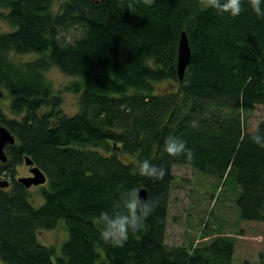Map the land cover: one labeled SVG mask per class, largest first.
I'll return each mask as SVG.
<instances>
[{"label": "trees", "instance_id": "16d2710c", "mask_svg": "<svg viewBox=\"0 0 264 264\" xmlns=\"http://www.w3.org/2000/svg\"><path fill=\"white\" fill-rule=\"evenodd\" d=\"M242 8L233 18L198 0H0L9 27L0 31V90L13 115L0 110V124L14 137L0 163L9 176L0 187L3 264H264V250L233 262L234 236L219 229L194 244L164 242L173 164L229 184L238 220L264 222V148L250 139L264 134V120L246 123L264 107V19L247 0ZM181 31L190 60L178 80ZM49 67L75 78L65 88L77 94L75 113L58 108ZM161 81L170 88L158 91ZM169 135L186 142L191 161L164 153ZM24 155L46 177L36 206L13 178ZM144 159L166 169L162 180L138 174ZM132 188L154 211L124 247L106 245L94 220ZM58 223L67 237L52 259L37 231Z\"/></svg>", "mask_w": 264, "mask_h": 264}, {"label": "rangeland", "instance_id": "374dc122", "mask_svg": "<svg viewBox=\"0 0 264 264\" xmlns=\"http://www.w3.org/2000/svg\"><path fill=\"white\" fill-rule=\"evenodd\" d=\"M8 29V25L0 19V31ZM32 56L34 57V54H21L16 55V58L25 60ZM44 77L51 85L53 93L59 98L60 111L66 115L75 113L78 108L77 94L65 89L75 78L61 73L56 67H49L44 72ZM156 87L158 91L170 88L166 81L158 82ZM7 103L6 92L1 89L0 110L6 117H12ZM260 120H264V107L256 105L246 116L247 129L252 130ZM171 172L173 178L164 236L166 244L186 245L188 241L194 244L198 240L205 239V237L200 238L203 231L219 229L234 236L233 262L244 259L254 260L257 253L264 250V222L238 220L237 211L232 201L227 198L229 196L227 194L231 192L229 184L228 188L224 189L225 187L215 178L200 174L186 164H173ZM28 173V166L22 160L13 166L14 179L26 176ZM0 179L9 180L8 173H0ZM42 185L28 188L29 200L35 206L41 202L38 189ZM66 237L67 232L61 223L53 229L37 231L38 241L54 248L52 259L59 253L60 244Z\"/></svg>", "mask_w": 264, "mask_h": 264}, {"label": "clouds", "instance_id": "9594fccd", "mask_svg": "<svg viewBox=\"0 0 264 264\" xmlns=\"http://www.w3.org/2000/svg\"><path fill=\"white\" fill-rule=\"evenodd\" d=\"M151 6L155 0H142ZM203 10H215L218 14H228L235 18L242 11V0H198ZM251 12L258 18L264 19V0H247ZM252 143L264 148V134L257 133L250 137ZM164 153L169 157L184 156L187 160L193 159V152L182 139L169 135L164 141ZM138 174L152 180H162L166 169L148 159L138 161ZM154 211L153 206L142 200L139 189L132 188L124 191L111 211H102L95 218L94 223L99 227L101 241L114 248H122L129 239L130 233H136L145 227V221ZM0 264H3L0 261Z\"/></svg>", "mask_w": 264, "mask_h": 264}, {"label": "water", "instance_id": "95a60500", "mask_svg": "<svg viewBox=\"0 0 264 264\" xmlns=\"http://www.w3.org/2000/svg\"><path fill=\"white\" fill-rule=\"evenodd\" d=\"M190 60V50L188 46L187 36L184 31H181L178 36L176 45V76L178 80H181L186 65ZM14 143V137L10 131L3 125L0 124V163L6 161L5 146L12 145ZM112 146H115V142H112ZM118 147H116L117 149ZM22 161L28 166V171L30 175L19 176L15 180L16 182L23 185L25 188L30 186L42 185L45 183L46 177L44 173L35 165H33L31 159L28 156H23ZM8 181L5 179H0V187H6ZM139 195L142 200L145 198V190L143 188L139 189Z\"/></svg>", "mask_w": 264, "mask_h": 264}, {"label": "flooded vegetation", "instance_id": "af4514ba", "mask_svg": "<svg viewBox=\"0 0 264 264\" xmlns=\"http://www.w3.org/2000/svg\"><path fill=\"white\" fill-rule=\"evenodd\" d=\"M27 175H30V173H28ZM27 175H26V176H27ZM8 184H9V183H8Z\"/></svg>", "mask_w": 264, "mask_h": 264}]
</instances>
